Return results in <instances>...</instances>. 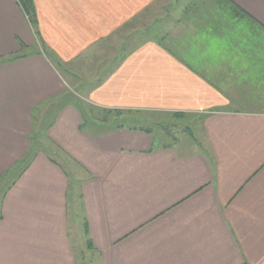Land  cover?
<instances>
[{"label": "crops", "instance_id": "1", "mask_svg": "<svg viewBox=\"0 0 264 264\" xmlns=\"http://www.w3.org/2000/svg\"><path fill=\"white\" fill-rule=\"evenodd\" d=\"M160 1L0 0V177L29 153L50 103L47 139L85 172L74 179L37 153L0 201V264H77L71 179L101 264H264V44L237 36L218 10L192 11L195 0L175 20ZM233 1L264 24V0ZM144 16L160 23L134 39L125 28ZM211 31L230 50L217 59ZM67 64L77 71L64 74ZM69 76L103 116L89 115L96 126L73 99L54 103ZM103 109L189 118L190 150L106 122Z\"/></svg>", "mask_w": 264, "mask_h": 264}, {"label": "rangeland", "instance_id": "2", "mask_svg": "<svg viewBox=\"0 0 264 264\" xmlns=\"http://www.w3.org/2000/svg\"><path fill=\"white\" fill-rule=\"evenodd\" d=\"M166 4V7L170 8L173 7V20L176 19V14L180 15L181 13L178 12L179 10H183L185 9V0H177V1H173V0H168V1H160V4H158V7H160L161 5ZM160 5V6H159ZM187 6H189V8H193L192 11H196L199 8H205V9H210V8H214V10H218L221 9L218 6V3L216 2V0H195L194 4L192 2H188ZM153 9V8H151ZM170 12V11H169ZM157 15V14H156ZM183 16V15H182ZM169 18V17H168ZM182 19V17H179ZM150 19V20H149ZM161 19L159 16H155V17H149V16H144L140 19V21H136L137 24H134V26H130L132 25L131 23L129 24L128 27L125 28V31H129V30H134L137 29L138 31H133L134 32H139V37H134V39L137 38H142V35H145V32L150 26L151 24L157 22L158 24L160 23ZM186 19V18H185ZM159 20V21H158ZM152 22L149 26L148 22ZM163 23V22H162ZM159 26V25H158ZM159 29V27H158ZM155 32V29L151 32L153 33ZM132 32H125L123 34V39H126L129 37V35H131ZM135 35V34H134ZM142 37H141V36ZM160 35L162 34H158V37H160ZM229 35V34H228ZM200 36H203L202 34ZM206 36H210L207 37V45L210 46V48H212L210 50H206L207 52H210L212 55L210 56V58L212 57L213 59H217L220 58V55L217 54H221V53H228L229 48H226L225 46V37H221L219 35V33L213 32L211 31L210 34H207ZM125 39V40H126ZM201 54V52H200ZM96 64H92L87 66L86 69L83 68L84 71H81L83 78H87V76H91L92 77L96 74H93V71L96 70ZM67 68H69V72H74V70L77 71V69L74 67V65H62V67L60 66V69L63 71L64 74H67ZM74 70H73V69ZM79 69V66H78ZM98 70V67H97ZM80 72V70L78 71ZM67 77V75H65ZM69 80H67L68 85L67 88L69 89L70 86H72L69 91L65 94H63L62 96H58L54 101V103H59L62 102L61 104L67 102L68 100L71 99H75V100H82V97L80 95H78L77 93L73 92V90L76 91H83V80L81 81H77L74 78H72L71 76H69ZM90 83V82H89ZM94 83V82H93ZM91 83V84H93ZM255 83H257V81L255 80ZM264 92H262L261 94H263ZM73 97V98H71ZM262 99V104L264 106V96H261ZM53 103V104H54ZM55 105V104H54ZM54 105H51V103L48 105L50 107L48 113H47V117L45 118V121L43 122L42 127L40 128V130L35 133V135L33 137H36V139L33 141L32 145L30 146V154L32 152H34L37 149L38 144H40V148L42 149H47L48 151H50L52 154H54V156L69 170V172L73 175L74 179L77 178H82L85 176V172L84 169L78 166V163L74 162L73 160H71L70 157L66 156L64 153H62L59 148L55 145H53L48 139H47V135H46V130H47V125L50 121V119L48 118V116L52 115L53 113V109L52 107ZM47 107V109L49 108ZM45 109V110H47ZM96 116H99L100 114L95 111L93 112ZM92 112L89 113L94 115ZM101 116V115H100ZM109 116V115H108ZM103 117V116H101ZM106 117V116H105ZM110 120L108 122H111L113 120L112 116L110 117ZM146 119H151L152 122H150V124H146L147 127H150L151 129H153V131L158 135L157 138L159 140H157V143H161L163 145L165 144H171V145H176V148L179 151H188L190 150V148L187 147V139L189 141L192 140V137L190 136V134L188 133V131L190 130V127L192 128V124H187L189 118H175V116L170 115V114H156L155 116L153 114H146L145 116ZM86 127H92L95 124H92L90 122V120H88V122H85ZM96 126V125H95ZM189 134V135H188ZM187 135V139L185 141H181L185 138V136ZM181 141L180 143H178V145L176 144L177 142ZM187 141V142H186ZM26 159V158H25ZM24 161H22V163L20 164H15L13 166V168H11V170L4 176L0 177V201L2 199L3 194L5 193V191L7 190V187L11 184V182L16 178V175L18 174V172L20 171V168L22 167ZM19 168V169H18ZM17 170V172H16ZM74 181V180H73ZM78 182V181H76ZM75 183V181H74ZM80 188L78 184H75L73 188H71L70 194L72 196V200L70 201L71 203H69V219H68V224H69V231H70V236L74 245V249H75V254L77 255V264H101V260L99 259L98 255L96 253H94L89 246L86 244V240H87V235L85 234L84 231V225H83V219H84V209H83V204H82V198L80 197Z\"/></svg>", "mask_w": 264, "mask_h": 264}, {"label": "trees", "instance_id": "3", "mask_svg": "<svg viewBox=\"0 0 264 264\" xmlns=\"http://www.w3.org/2000/svg\"><path fill=\"white\" fill-rule=\"evenodd\" d=\"M218 3V6L221 9H218V11L221 13V17H218L219 19L226 20L228 24H230L231 29L233 27L235 28V34L237 36H243L245 35V39L251 40L254 42V44H258L260 41L262 42V45L264 44V24L261 22H257V19H255L253 16H251L246 10H244L240 5H238L235 1L233 0H216ZM214 9V8H213ZM242 39V38H240ZM263 51V49H262ZM18 55H14L10 57L11 59H14L18 57ZM73 98V97H71ZM74 100V104L77 106V108L81 111L82 116H83V123L88 122L89 118V113L92 112L90 110V106L87 105L83 100ZM67 102L64 103L66 105ZM62 106V104H60ZM106 116H112L113 121L115 124H117L118 127H129L132 129H140V130H145V131H150L149 127L146 126L145 122L147 121L146 118H144V113L141 111L137 110H130V109H103L101 110ZM93 113V112H92ZM106 117L104 118V121L108 122L110 118ZM52 124L47 125V129L51 126ZM82 128V125H81ZM190 135H192L191 131H188ZM36 139V137L31 138V145L33 141ZM39 151H44L48 157L55 163H59L53 156L50 151L47 149H41L40 144H38L37 149L30 154L29 153L22 159H20L16 164L22 163L24 161L22 167L20 168V171L16 175V178L20 177L22 173L27 169V167L31 164L33 161L34 157L37 155ZM26 158V159H25ZM19 169V168H18ZM17 172V170H16ZM15 178V179H16ZM14 183V180L13 182ZM75 184H78V182H75L71 179L69 183V191H68V200L69 203L72 200V196L70 194L71 188L74 187ZM79 185V184H78ZM80 197L82 198V194L80 193ZM85 232L87 235H89V227L88 223L85 221ZM87 245L89 247H93V242L91 240V237L87 238Z\"/></svg>", "mask_w": 264, "mask_h": 264}]
</instances>
